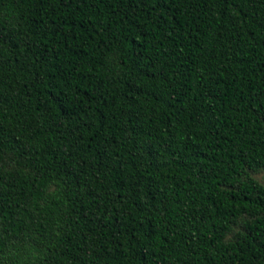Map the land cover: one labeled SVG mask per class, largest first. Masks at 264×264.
I'll list each match as a JSON object with an SVG mask.
<instances>
[{
    "label": "trees",
    "instance_id": "trees-1",
    "mask_svg": "<svg viewBox=\"0 0 264 264\" xmlns=\"http://www.w3.org/2000/svg\"><path fill=\"white\" fill-rule=\"evenodd\" d=\"M264 0H0V264H264Z\"/></svg>",
    "mask_w": 264,
    "mask_h": 264
},
{
    "label": "rangeland",
    "instance_id": "rangeland-1",
    "mask_svg": "<svg viewBox=\"0 0 264 264\" xmlns=\"http://www.w3.org/2000/svg\"><path fill=\"white\" fill-rule=\"evenodd\" d=\"M255 178L264 185V172L255 175Z\"/></svg>",
    "mask_w": 264,
    "mask_h": 264
}]
</instances>
